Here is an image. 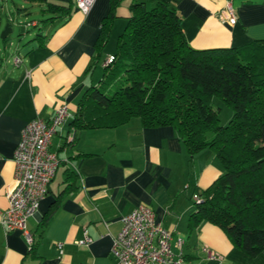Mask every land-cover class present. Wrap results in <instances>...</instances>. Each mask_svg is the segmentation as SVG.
Wrapping results in <instances>:
<instances>
[{
    "label": "crops",
    "instance_id": "1",
    "mask_svg": "<svg viewBox=\"0 0 264 264\" xmlns=\"http://www.w3.org/2000/svg\"><path fill=\"white\" fill-rule=\"evenodd\" d=\"M4 1L0 3L5 17L4 23L0 19V211L8 206L13 154L22 128L33 118L50 120L62 104L67 105L68 116L49 145L59 160L55 175L36 213L26 221L32 242L21 230L6 232L0 223V264H115L112 239L121 229L122 216L140 204L151 207L156 221L175 238H183L181 249L173 248L181 251L184 264H264V250L247 255L214 224L189 228V215L196 207L192 195L212 186L223 171L213 151L203 149L191 157L172 127H145L138 117L114 127L73 126L83 94L99 82L107 57L114 53L134 0H117L99 57L95 43L112 0H95L86 14L74 0L38 2L49 16L41 20V27L31 21L38 30L21 38V50L18 45L13 49L11 39L2 41L1 32L10 22L8 14L15 10L17 16L23 15L20 10L25 6ZM160 1L179 12L185 38L194 49L239 47L264 39V0ZM228 2L234 21L220 18ZM49 3L64 6L69 13L49 12ZM16 53L22 57L18 65L12 63ZM84 230L91 241L77 244ZM207 250L218 256L208 257Z\"/></svg>",
    "mask_w": 264,
    "mask_h": 264
},
{
    "label": "trees",
    "instance_id": "2",
    "mask_svg": "<svg viewBox=\"0 0 264 264\" xmlns=\"http://www.w3.org/2000/svg\"><path fill=\"white\" fill-rule=\"evenodd\" d=\"M116 5L112 0L101 22L96 57L108 40ZM46 9L69 13L50 3ZM181 21L166 1L134 0L112 61L99 82L86 89L72 123L114 127L138 117L145 127H172L191 157L213 151L223 171L199 192L202 201L189 215V228L214 224L236 248L255 256L264 250V39L194 49ZM214 95L232 109L226 125L219 124V111L210 105Z\"/></svg>",
    "mask_w": 264,
    "mask_h": 264
},
{
    "label": "built area",
    "instance_id": "3",
    "mask_svg": "<svg viewBox=\"0 0 264 264\" xmlns=\"http://www.w3.org/2000/svg\"><path fill=\"white\" fill-rule=\"evenodd\" d=\"M77 9L88 13L95 0H74ZM223 21H234L235 14L230 2L220 13ZM29 24H32L31 22ZM107 57L105 64L112 61ZM21 55L16 53L12 63L18 65ZM68 116L66 104L60 105L52 118L45 121L33 118L21 130L20 140L14 150L13 183L7 190L8 206L0 211V223L6 232L21 230L27 242H32L31 234L26 230V221L33 216L40 201L46 196L48 186L53 179L59 160L49 150L51 138ZM195 203L202 201L198 193L192 195ZM121 229L112 239L110 253L115 264H184V257L174 251V246L181 249L183 238L173 233L156 221L151 207L140 204L121 218ZM91 238L86 230L77 244H87ZM57 247L61 250L62 244ZM208 257L218 256L207 250Z\"/></svg>",
    "mask_w": 264,
    "mask_h": 264
},
{
    "label": "rangeland",
    "instance_id": "4",
    "mask_svg": "<svg viewBox=\"0 0 264 264\" xmlns=\"http://www.w3.org/2000/svg\"><path fill=\"white\" fill-rule=\"evenodd\" d=\"M14 2H20L19 4L22 3L23 6H25V10H20L23 15L17 16V13H15V10H13L12 15L8 14V18L10 17V24L13 27V31H11L6 37V39L10 40L11 43H14L13 49L17 46L21 50L23 46L21 45V38H25L27 34L35 33L38 29L36 27H32L31 24H29L32 20H35L38 22L39 27H41V20H43L45 17L49 16L48 13H42L39 7L38 2H25L21 0H13ZM5 3L7 2L8 4L12 3V0H5ZM1 3V0H0ZM25 11V12H24ZM0 19H2V23L5 21V17H3L0 13ZM27 23V24H26ZM25 25V26H24ZM25 27H27V31H24ZM27 36L25 40L30 38L31 36ZM24 40V41H25ZM2 41H4L2 39ZM1 42V41H0ZM10 42V41H9ZM10 45V43H9ZM23 51V50H22ZM101 73V72H100ZM210 105L214 109H218L219 111V124L220 125H226L231 116H232V109L229 105H227L221 98L218 96L214 95L210 99Z\"/></svg>",
    "mask_w": 264,
    "mask_h": 264
},
{
    "label": "water",
    "instance_id": "5",
    "mask_svg": "<svg viewBox=\"0 0 264 264\" xmlns=\"http://www.w3.org/2000/svg\"><path fill=\"white\" fill-rule=\"evenodd\" d=\"M11 32V27L8 24L5 25L4 29L1 32V38H5Z\"/></svg>",
    "mask_w": 264,
    "mask_h": 264
}]
</instances>
